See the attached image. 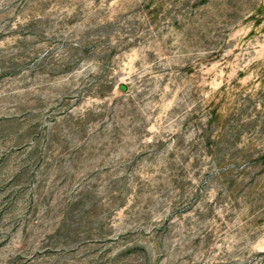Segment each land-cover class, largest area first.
<instances>
[{"label":"rangeland","instance_id":"374dc122","mask_svg":"<svg viewBox=\"0 0 264 264\" xmlns=\"http://www.w3.org/2000/svg\"><path fill=\"white\" fill-rule=\"evenodd\" d=\"M0 264H264V0H0Z\"/></svg>","mask_w":264,"mask_h":264}]
</instances>
